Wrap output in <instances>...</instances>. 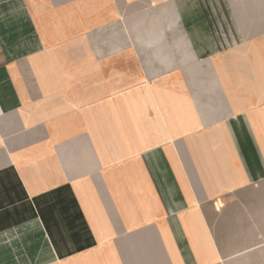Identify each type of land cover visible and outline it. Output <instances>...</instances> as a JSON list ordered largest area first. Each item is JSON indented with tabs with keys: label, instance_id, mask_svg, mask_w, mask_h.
<instances>
[{
	"label": "crops",
	"instance_id": "1",
	"mask_svg": "<svg viewBox=\"0 0 264 264\" xmlns=\"http://www.w3.org/2000/svg\"><path fill=\"white\" fill-rule=\"evenodd\" d=\"M241 256H264V0H0V264Z\"/></svg>",
	"mask_w": 264,
	"mask_h": 264
},
{
	"label": "rangeland",
	"instance_id": "2",
	"mask_svg": "<svg viewBox=\"0 0 264 264\" xmlns=\"http://www.w3.org/2000/svg\"><path fill=\"white\" fill-rule=\"evenodd\" d=\"M255 263V262H252ZM227 264H251L249 256H241L237 257L235 259H232L231 261L227 262ZM257 264H264V256H259Z\"/></svg>",
	"mask_w": 264,
	"mask_h": 264
}]
</instances>
